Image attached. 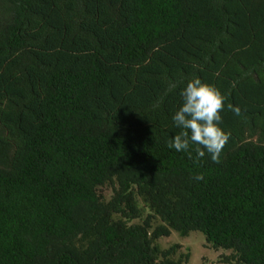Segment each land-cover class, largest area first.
Instances as JSON below:
<instances>
[{
  "label": "trees",
  "instance_id": "16d2710c",
  "mask_svg": "<svg viewBox=\"0 0 264 264\" xmlns=\"http://www.w3.org/2000/svg\"><path fill=\"white\" fill-rule=\"evenodd\" d=\"M193 78L219 163L166 144ZM172 231L264 264V0H0V264H187Z\"/></svg>",
  "mask_w": 264,
  "mask_h": 264
},
{
  "label": "clouds",
  "instance_id": "9594fccd",
  "mask_svg": "<svg viewBox=\"0 0 264 264\" xmlns=\"http://www.w3.org/2000/svg\"><path fill=\"white\" fill-rule=\"evenodd\" d=\"M179 95L180 105L171 120L173 126L181 131L170 135L166 140L167 146L177 152H186L192 158L190 149L195 145L197 159L207 154L214 163H219L221 151L230 136L219 126L224 96L199 78L187 81ZM202 178V175L196 176L198 180Z\"/></svg>",
  "mask_w": 264,
  "mask_h": 264
},
{
  "label": "rangeland",
  "instance_id": "374dc122",
  "mask_svg": "<svg viewBox=\"0 0 264 264\" xmlns=\"http://www.w3.org/2000/svg\"><path fill=\"white\" fill-rule=\"evenodd\" d=\"M143 212L144 215L147 214V211L143 210ZM158 244L162 248L180 244L182 251H188L190 254L187 264H226L221 262L219 257L228 251L207 247L203 234L198 231L190 232L186 237H180L175 231H172L168 237L160 238Z\"/></svg>",
  "mask_w": 264,
  "mask_h": 264
}]
</instances>
